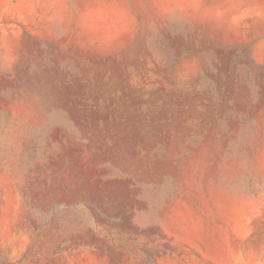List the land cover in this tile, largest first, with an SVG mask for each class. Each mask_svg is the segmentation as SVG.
I'll list each match as a JSON object with an SVG mask.
<instances>
[{
	"label": "rangeland",
	"instance_id": "rangeland-1",
	"mask_svg": "<svg viewBox=\"0 0 264 264\" xmlns=\"http://www.w3.org/2000/svg\"><path fill=\"white\" fill-rule=\"evenodd\" d=\"M0 264H264V0H0Z\"/></svg>",
	"mask_w": 264,
	"mask_h": 264
}]
</instances>
